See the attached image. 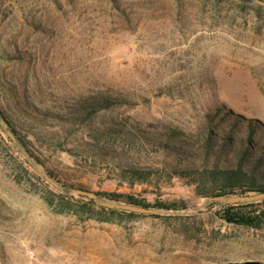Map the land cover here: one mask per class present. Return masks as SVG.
<instances>
[{"label": "rangeland", "instance_id": "obj_1", "mask_svg": "<svg viewBox=\"0 0 264 264\" xmlns=\"http://www.w3.org/2000/svg\"><path fill=\"white\" fill-rule=\"evenodd\" d=\"M99 92L127 99L113 114L147 131L197 134L219 103L264 127V11L240 0H0V103L32 151L65 186L188 207L113 223L56 214L0 121V264H264V229L225 223L223 206L193 212L207 200L183 181L130 186L113 161L56 150L73 100ZM117 145L124 163L175 162L148 140ZM165 217H192L196 238Z\"/></svg>", "mask_w": 264, "mask_h": 264}, {"label": "trees", "instance_id": "obj_2", "mask_svg": "<svg viewBox=\"0 0 264 264\" xmlns=\"http://www.w3.org/2000/svg\"><path fill=\"white\" fill-rule=\"evenodd\" d=\"M240 2L242 5H252L257 11H264L263 6L251 1L240 0ZM127 102L124 97H113L105 92L74 99L68 109L69 117L65 121L67 135L63 138L60 134L62 130L53 134V139L58 137L56 150L77 159L88 160L89 156H93L106 162L113 161L123 180L130 186L149 184L161 190L174 179H179L185 185L193 187L196 197L200 200L264 193V127L256 119H246L232 109H227L224 103H219L208 109L203 118L204 128L197 134H188L179 127L163 124L157 131L154 127H151L152 131H147L137 127L138 124L133 125L127 119L113 114ZM0 118L12 128L13 124L2 103H0ZM80 131L85 136L82 142L76 144L75 136ZM12 132L33 161L60 186L91 192L73 185L65 186L41 156L32 151L31 143L15 128H12ZM47 138L52 143V138ZM61 138H63L62 141ZM147 140L163 150L168 157L175 158V162L166 160L162 163V167H141L122 161L119 149L116 148L117 143L120 141L147 142ZM8 142L16 148L9 137ZM199 158H201L200 164L196 161ZM25 164L28 168L26 172L32 173L43 184L42 198L56 214L71 215L79 222L93 220L99 223H113L117 221V218H135L143 215L104 208L89 197L65 195L45 181L27 161ZM93 193L110 203L149 210L174 212L188 208L183 201L156 200L150 203L136 194ZM222 206V210L216 211V214L225 223L248 230L264 229V209H262L264 201L252 204H213L210 209ZM165 218L182 222L179 232L187 241L191 242L196 238L191 235V229L188 226L192 217Z\"/></svg>", "mask_w": 264, "mask_h": 264}, {"label": "water", "instance_id": "obj_3", "mask_svg": "<svg viewBox=\"0 0 264 264\" xmlns=\"http://www.w3.org/2000/svg\"><path fill=\"white\" fill-rule=\"evenodd\" d=\"M257 5L264 7V1L262 0H249ZM0 121L6 126L5 133L6 135L13 141V143L16 145V147L19 149V151L23 154L26 161L29 163L30 166L33 167L41 175V177L44 178L45 181H47L51 186H53L55 189L60 191L61 193L69 196H83V197H89L94 199L96 202L99 203L100 206L104 208H108L111 210H121V211H128L133 212L137 214H165L169 216H178L185 213H171V212H160L155 210H149L145 208L140 207H134L130 205H124V204H114L107 202L103 199H101L96 193L83 191L79 189L74 188H63L60 186L57 182H55L40 166H38L33 159L30 157L28 152L24 149V147L19 143L15 135L13 134L11 128L8 126V124L0 118ZM264 201V193L261 194H254V195H246V196H220L215 198H210L201 206L195 207L192 209L193 212H199L203 209H206L207 207H210L213 204H224V205H235L239 203H259Z\"/></svg>", "mask_w": 264, "mask_h": 264}, {"label": "built area", "instance_id": "obj_4", "mask_svg": "<svg viewBox=\"0 0 264 264\" xmlns=\"http://www.w3.org/2000/svg\"><path fill=\"white\" fill-rule=\"evenodd\" d=\"M30 256H33L34 254L33 253H29Z\"/></svg>", "mask_w": 264, "mask_h": 264}]
</instances>
